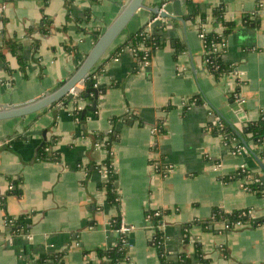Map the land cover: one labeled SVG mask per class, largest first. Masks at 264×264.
<instances>
[{
	"label": "crops",
	"instance_id": "obj_1",
	"mask_svg": "<svg viewBox=\"0 0 264 264\" xmlns=\"http://www.w3.org/2000/svg\"><path fill=\"white\" fill-rule=\"evenodd\" d=\"M127 1H7L0 9V106L24 104L60 86L92 47L94 33ZM180 9L181 16L154 23H164L163 43L140 68L128 41L154 14L147 9L134 14L93 70L105 89L84 122L71 114L74 99L0 121V264H41L48 252L64 253L63 264H100L97 249L118 240L116 216L131 228L127 257L117 264H159L151 245L155 229L146 217L157 209L165 210L163 247L173 264H201L200 253L210 264H264V170L255 158L264 164V145L244 132L248 121L264 113V0H187ZM200 13L208 19L207 32L223 31L222 21L233 24L222 59L235 73L215 79L206 70ZM13 42L21 46L24 71L10 51ZM236 91L240 99L233 97ZM192 97L200 102L185 109ZM215 112L251 152L234 153L232 142L207 130ZM156 124L164 129L157 138L151 132ZM43 130L44 138L27 135ZM97 133L112 138L117 205L100 187L99 167L108 151L95 145ZM42 144L47 158L38 155ZM153 164L166 166V172ZM238 169L258 177L261 193L246 190L243 178L229 179ZM215 209H248L262 220L230 230L222 222L194 223L210 219ZM5 215L23 217L20 232L5 231Z\"/></svg>",
	"mask_w": 264,
	"mask_h": 264
},
{
	"label": "trees",
	"instance_id": "obj_2",
	"mask_svg": "<svg viewBox=\"0 0 264 264\" xmlns=\"http://www.w3.org/2000/svg\"><path fill=\"white\" fill-rule=\"evenodd\" d=\"M10 0H0L1 3H6ZM198 12L194 11L193 14H197ZM215 18L219 19L220 13H215L213 15ZM200 21L205 22L206 16L201 14L199 15ZM224 25L223 31L220 33L216 32H206L204 33V42L208 45L206 49H208L211 42H219L222 39L226 40V35L231 30V26L233 25L231 22L222 21ZM164 26V23H159L155 25L150 31L146 30L144 27H141L138 31L133 33L128 41V46L134 50V54L136 56L137 62H138V68H140L144 62H149L152 54L154 51L161 47L163 43L162 36L160 35V31L162 27ZM43 33L47 32V29L44 27L41 28ZM100 32L94 33V41L99 36ZM10 51L15 55L16 60L19 64V67L22 71L25 69V62L22 58V55L20 53L21 46L18 43H11L9 45ZM224 51H210L206 54V57L209 59V61L206 63V67L209 68L211 72V76H213L215 79L220 78L221 76L230 73L234 70V66L230 63L224 62L222 59V54ZM0 60L4 61V54L0 51ZM92 74V73H91ZM89 75L88 78H91L93 83L92 87L97 90L99 93L102 92L105 89V86L103 84L98 83L97 76L92 77V75ZM86 82V81H85ZM97 83L96 86H94ZM86 88V84H85ZM232 97V96H231ZM81 99H90L93 101V92H90L88 96H85V91L82 92L79 95V98L73 100V105H77L79 100ZM200 101L198 97H192L188 99L186 102H184V108L188 109L190 106L198 104ZM91 105L85 104L82 109L78 110V112H73L74 118L80 123L81 121L85 120V115L82 117V110L85 108L90 107ZM91 110L90 112H93ZM156 132L154 133V137L157 138V136L161 133H163V127L161 124H156ZM207 130L211 131L213 135H220L223 137L224 141L226 143H231L233 140H237L239 145H242L247 150L246 152H251V149L249 148V145L247 144V141L234 129V127L220 114L216 113L214 115L213 120H209L208 125L206 126ZM244 132L248 135L249 139L256 144L264 145V113L260 115V117L255 121H248L246 123ZM109 134V133H108ZM108 134H106L108 136ZM104 139V135L102 133H97L94 136V143H101ZM111 137H107L104 144L102 146L106 147L108 151L107 158L101 163L99 169L102 167H105L107 169V176L101 183L102 190L105 191L107 201L112 205L118 204V196L116 194L114 181H115V169L111 161L112 155L110 154V146H111ZM44 147H46V144H42L38 148V155L41 158H47V155L44 151ZM234 148H232L233 150ZM261 156L264 157V148L262 147L261 150ZM156 169L162 173L166 172V166L162 164H157ZM246 177L248 178L247 186L249 187V191L261 193L263 190L262 183L258 179L257 176H255L254 173L250 172L249 170L245 169H238L229 179H240ZM159 215H154V210H148L146 215L148 216L149 222L155 227L154 235L151 239V245L154 246L157 256L159 259V264H173L172 261L169 259L168 253L165 251L163 247V241L165 239V235L162 232L161 229V216L165 212V210H160ZM5 220V231L7 233H18L21 231V227L25 225V221L23 217H12L9 215L4 216ZM261 218H254L249 212L248 209H240L235 210L232 212H224L219 209H215L212 213V216L208 220H194V223L208 225L212 221L214 222H226L230 225V229L233 228V224L237 221H240L242 223H250L251 225H258L261 222ZM121 217L116 216L114 218L113 226L114 228H118L120 226ZM190 224V223H189ZM187 224V226H189ZM124 240V242H123ZM129 244V234L128 233H120L117 243L114 246L104 248V249H97V255L99 257L100 264H117L118 262L126 259V248ZM63 256L64 253L62 252H48L40 257V263L41 264H63ZM199 260L201 264H210L209 259L204 257L203 254H199Z\"/></svg>",
	"mask_w": 264,
	"mask_h": 264
},
{
	"label": "water",
	"instance_id": "obj_3",
	"mask_svg": "<svg viewBox=\"0 0 264 264\" xmlns=\"http://www.w3.org/2000/svg\"><path fill=\"white\" fill-rule=\"evenodd\" d=\"M187 3V0H171L164 4L163 10L159 11V7H150L144 4V0H128L120 8V11L115 18L101 31L97 39L94 41L92 47L81 60L74 72L56 89L51 92H47L41 97L32 100L30 102L13 105L11 102L2 104L0 106V121L12 118H20L30 114L38 113L46 108H49L55 104L60 108L65 106L68 101L79 98V95H73L70 90L77 83L86 84L85 96H88L90 92H93V102L88 108L82 110V117H84L87 111H91L95 108L98 92L92 87V79L88 78L93 72L94 68L99 64L100 59L109 49L114 40L125 30L127 24L139 9H147L153 14H159L161 17H171L172 14L181 16V5ZM84 122V121H83ZM41 133L43 138L45 135L43 131H30L27 135ZM260 167L264 170V164L255 157Z\"/></svg>",
	"mask_w": 264,
	"mask_h": 264
},
{
	"label": "built area",
	"instance_id": "obj_4",
	"mask_svg": "<svg viewBox=\"0 0 264 264\" xmlns=\"http://www.w3.org/2000/svg\"><path fill=\"white\" fill-rule=\"evenodd\" d=\"M164 4H162V6L159 7V11L163 10ZM4 5H5V3H1L0 4V9H2L4 7ZM161 21H163V17H161L159 14H154L153 17L145 25H143L142 27H144L146 30L150 31L153 28V25H154L155 22H161ZM207 21H208V19H206L205 22H207ZM205 22H200V24H199V26H200V28H199V37H200V39L202 41V45H203L204 65H205V68L208 71V73L211 75V72H210L209 68L206 67V63L209 61V59L206 57V54L208 52H210V51H214V52L215 51H225V48H226V40L225 39H222L219 42H211L210 45H209V47H208V49H206L208 45L204 42V33H206L207 31H205L204 28H203V25H204ZM131 50L134 53V50L133 49H131ZM146 63L147 62H144V64H146ZM232 72L235 73L236 71L233 70L230 73H232ZM91 75H92V77H96V73H94V72ZM98 83H99V81H98ZM82 85L85 86V82L84 83L82 82ZM96 85H97V83L94 86H96ZM82 91H83L82 86L80 87L79 86V83H77L70 90V93L73 94V95H80L82 93ZM233 97H235L237 99H240V96L238 95V92L237 91L233 93ZM82 108H83V105L82 104H79L78 103L77 105H73L71 107V114H73V112H75V111L78 112V110H80ZM151 132L153 134L156 132V127L155 126L152 127ZM105 140L106 139H103V141L101 143H97L95 145L101 147L104 144ZM231 144H232L231 148H234L232 150L234 153H241V152H246L247 151L244 146L238 144V141L237 140H233ZM153 167L156 169L157 165L156 164L155 165L153 164ZM100 171L102 173L103 180H104L106 178V176H107V169L105 167H102L100 169ZM248 180H249L248 178L243 177V179H242V185H243V187L246 190L249 191V187L246 185L247 182H248ZM154 211H155L154 212V215L155 216L159 215V211L158 210H154ZM249 212H250V210H249ZM146 217L148 219V216L147 215H146ZM3 223L5 225V220H3ZM241 225H243V223L240 222V221H237V222H235L233 224V227H237V226H241ZM222 227H223L224 230H228L230 228V225L228 223H226V222H222ZM153 228L155 229L154 226H153ZM130 229H131L130 226H127L123 222V220L121 219L120 226L118 228H115V232L118 234V237H119V234L120 233H128L129 234ZM123 242H124V240H123ZM116 243H114V245H116Z\"/></svg>",
	"mask_w": 264,
	"mask_h": 264
}]
</instances>
